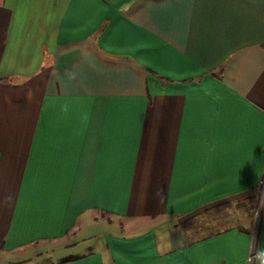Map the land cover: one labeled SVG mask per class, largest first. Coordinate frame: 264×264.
<instances>
[{
  "label": "crops",
  "instance_id": "obj_1",
  "mask_svg": "<svg viewBox=\"0 0 264 264\" xmlns=\"http://www.w3.org/2000/svg\"><path fill=\"white\" fill-rule=\"evenodd\" d=\"M263 178L264 0H0V264H264Z\"/></svg>",
  "mask_w": 264,
  "mask_h": 264
},
{
  "label": "built area",
  "instance_id": "obj_2",
  "mask_svg": "<svg viewBox=\"0 0 264 264\" xmlns=\"http://www.w3.org/2000/svg\"><path fill=\"white\" fill-rule=\"evenodd\" d=\"M258 192L261 197L264 196V178L260 181Z\"/></svg>",
  "mask_w": 264,
  "mask_h": 264
},
{
  "label": "rangeland",
  "instance_id": "obj_3",
  "mask_svg": "<svg viewBox=\"0 0 264 264\" xmlns=\"http://www.w3.org/2000/svg\"><path fill=\"white\" fill-rule=\"evenodd\" d=\"M263 199H262V201L261 200L258 201L257 208L261 207V209H262L264 207V200ZM260 203H261V205H260Z\"/></svg>",
  "mask_w": 264,
  "mask_h": 264
}]
</instances>
